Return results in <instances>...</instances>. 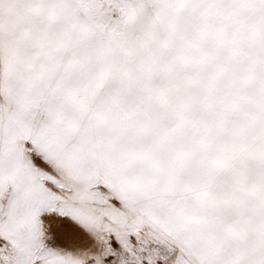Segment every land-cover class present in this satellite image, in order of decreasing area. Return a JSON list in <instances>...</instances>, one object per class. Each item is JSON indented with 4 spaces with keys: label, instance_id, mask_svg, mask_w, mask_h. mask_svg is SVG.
<instances>
[{
    "label": "snow or ice",
    "instance_id": "1",
    "mask_svg": "<svg viewBox=\"0 0 264 264\" xmlns=\"http://www.w3.org/2000/svg\"><path fill=\"white\" fill-rule=\"evenodd\" d=\"M0 264H264V0H0Z\"/></svg>",
    "mask_w": 264,
    "mask_h": 264
}]
</instances>
